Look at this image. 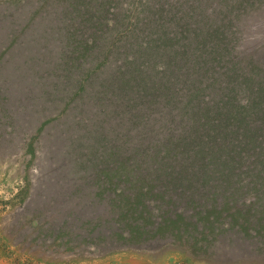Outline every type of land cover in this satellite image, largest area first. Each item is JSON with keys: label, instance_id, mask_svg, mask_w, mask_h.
I'll list each match as a JSON object with an SVG mask.
<instances>
[{"label": "trees", "instance_id": "obj_1", "mask_svg": "<svg viewBox=\"0 0 264 264\" xmlns=\"http://www.w3.org/2000/svg\"><path fill=\"white\" fill-rule=\"evenodd\" d=\"M64 1L69 5L59 8ZM174 1L54 0L50 26L24 58L14 54L9 63L3 62L6 52L0 56V118L6 114L25 136L60 126L54 148L47 146L51 155L60 154L56 187L60 197L70 193L79 200L55 220H96L102 243L141 246L166 233L196 240L198 225L183 214H162L157 223L153 207H167L169 191L171 198L182 192L192 205L202 203L201 220L232 217L234 228L246 215L232 212L238 200L249 191L264 199L258 49L244 48L239 24L228 26L229 0L220 1L226 10L219 4L217 14H208L214 0H195L190 8ZM19 3L32 23V2ZM230 44L243 46L238 56ZM41 211L40 222L57 225ZM108 219L122 226L116 237L105 234ZM250 225L246 219L241 231L249 234ZM74 233L71 228L70 244Z\"/></svg>", "mask_w": 264, "mask_h": 264}, {"label": "rangeland", "instance_id": "obj_2", "mask_svg": "<svg viewBox=\"0 0 264 264\" xmlns=\"http://www.w3.org/2000/svg\"><path fill=\"white\" fill-rule=\"evenodd\" d=\"M19 1L22 5L27 1L32 2L30 15H36L32 23H26L27 13L24 12L25 9L20 6ZM220 1L214 0L213 9H210L208 14H217L220 6L226 10L225 4ZM64 2L66 3L59 2L58 7L62 6L64 9L65 4L69 5V1ZM193 2L195 0H175L170 3L190 8L194 6ZM54 9V0H18V2L0 0V14L4 16L0 15V56L6 52L3 62L10 63L12 56L14 59V54L17 59L24 58L25 49H30V45L44 32V26L47 28L50 26V14ZM120 10L121 7H117V11ZM227 10L229 11L228 26L235 29L232 24L234 22L239 24L244 30L239 36L244 40L241 41L244 48L258 49L256 53H259L261 59L260 66L263 65L264 0H229ZM35 11L37 12L33 13ZM7 13L10 16L7 17ZM255 14L257 16L254 18ZM238 16H242L240 22L235 20ZM251 17L255 21L251 20ZM54 25L61 27L56 21ZM11 26H14V29ZM14 37L17 38V42ZM229 40L233 43L238 41L235 37ZM230 48H233L232 44ZM241 49H243L242 45L234 46L233 55L238 56ZM262 72L264 74V67ZM2 97H5V90L0 85V106H3ZM0 113H4L1 107ZM2 117L0 118V264H127L129 260H142V258L160 264H264V230L261 233L257 230L260 224L264 223V199H259L261 195L257 191H249L237 201V206L231 205L233 213L238 212L239 209L246 214L244 218L239 219V225H235V228L232 217H226L221 221L217 216L212 215L207 222L201 220L197 214L200 207H197L202 203L192 205L190 198L182 195V192H179L178 197L174 195L171 198L172 193L169 191L164 198L167 207L162 211L153 207L155 214L152 213L156 216L157 223L161 222L162 214L173 216L183 214L192 226L198 225L196 240L188 241L186 237L177 238L166 233V237L157 236L145 245L126 246L116 240L102 243L99 234L102 226H99L96 220L75 221L71 225L63 221L59 223L67 216L71 206L79 200L70 193L60 197L56 187L61 174L57 168L60 154L51 155L47 146L50 149L54 148L60 126L52 123L48 129L43 130V133L30 132L25 136L16 126L8 123L6 114ZM43 136L45 139L42 138ZM33 139L36 140L35 143L30 142ZM42 141L43 144L40 145L38 142ZM30 143L36 148L34 151H30ZM247 181L249 180H246V184ZM50 187L52 190L47 192ZM242 192L245 193L246 189ZM41 209L48 211L49 221L57 225L40 222ZM76 210L80 212V208ZM96 210L101 211L100 207ZM96 216L100 217L98 213ZM246 219L253 224L249 226V234L241 231L240 228ZM108 220L104 228L105 234L108 237H116L117 230L122 226L119 227V223L114 219ZM71 228L75 233L72 235L74 241L70 244ZM43 229L50 235L44 234ZM53 235L59 237L58 241H54ZM203 235H206V240ZM201 245L209 246V251H201Z\"/></svg>", "mask_w": 264, "mask_h": 264}, {"label": "crops", "instance_id": "obj_3", "mask_svg": "<svg viewBox=\"0 0 264 264\" xmlns=\"http://www.w3.org/2000/svg\"><path fill=\"white\" fill-rule=\"evenodd\" d=\"M128 263L129 264H160L154 260H147V259H143V258H142V260H129Z\"/></svg>", "mask_w": 264, "mask_h": 264}]
</instances>
